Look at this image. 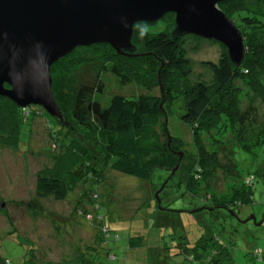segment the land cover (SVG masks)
<instances>
[{
	"label": "trees",
	"instance_id": "trees-1",
	"mask_svg": "<svg viewBox=\"0 0 264 264\" xmlns=\"http://www.w3.org/2000/svg\"><path fill=\"white\" fill-rule=\"evenodd\" d=\"M217 6L240 31L243 55L239 64H235L227 48L212 39L221 46V52L216 62L206 63L212 74L210 82L191 80L192 67L186 57L184 39L202 37L174 34L172 12L166 13L171 18V32L148 33L133 26V51L119 53L107 43L82 45L50 67L51 90L65 117L62 122L50 117L57 127L51 145L54 148L57 144L64 152L52 156L51 166L36 171V197L65 200L79 184L103 182L109 169L150 182L155 192L177 165L158 194L163 209H158L153 194L155 212L151 213L152 217L162 211L185 212L171 210L168 203H162V194L171 185L176 188L183 186L186 192L200 198L202 203L198 207L212 208L210 216L215 219L196 226L202 232L192 235L185 232L182 236L171 238L175 241L168 242L161 234V228L155 238L150 236L149 230L141 227L138 233L127 237L126 249L131 251L128 253L126 250L121 264H146V259L153 256L158 260L161 257L166 260L172 257L180 261L187 259L195 264H231L233 261L235 241L225 225L226 219H221L224 215L218 216L216 211L221 210V213L233 218L243 207L253 205L255 175L249 172L240 176L232 156L241 150L254 153L264 143V114L259 120L255 106L256 99L264 104V0H222ZM83 69L93 74L92 84L83 81ZM110 75L117 81H113ZM236 80L251 92V95L246 92L247 106L244 108L241 107L243 91L235 86ZM112 82L119 86L115 89L111 87L109 98L103 103L100 95H103L106 83L110 85ZM132 86L136 87L135 91ZM124 90L131 91L134 96L127 97L122 92ZM176 98L183 100V110L178 119L189 131L188 140L181 130L179 136H174L167 128V118ZM30 105L18 106L8 97L0 95L1 145L18 149L24 144L22 137L29 135L35 117ZM77 127L85 130L86 137L83 135V138L88 144L79 140L76 133L68 139V134ZM226 131L230 132L233 140L231 148L215 136ZM24 140L26 144L27 136ZM212 145H219L218 151ZM220 157H226L227 163L222 164ZM75 163H78L77 167H73ZM225 166L229 168L230 177L233 180L237 177L239 183L235 182L228 193L216 197L211 193L210 181L215 172ZM180 169L179 179L171 184ZM92 194L85 195L91 202ZM75 208L86 220L91 221L94 216L96 224H100L101 218L96 219L97 213H90L84 205ZM93 208L97 211L98 206L95 204ZM156 218L158 227L167 219ZM100 226L104 236H110V230ZM172 228L178 229L176 226ZM149 236L155 239L154 243L149 242ZM19 243L25 245L29 252L21 261L40 264L34 259L31 245L24 240ZM99 243H103V239ZM86 245L87 250H95L94 256L79 252L71 262L94 263V258L98 256L96 249L101 247ZM251 254L256 260H263L261 247L253 248ZM105 255L110 260H117L110 247H107ZM180 261L176 263L182 264ZM9 263L7 258L0 256V264Z\"/></svg>",
	"mask_w": 264,
	"mask_h": 264
},
{
	"label": "rangeland",
	"instance_id": "rangeland-1",
	"mask_svg": "<svg viewBox=\"0 0 264 264\" xmlns=\"http://www.w3.org/2000/svg\"><path fill=\"white\" fill-rule=\"evenodd\" d=\"M170 19V16L165 14L155 22H139L134 24V27L148 33L171 32ZM211 40L192 36L184 39L186 57L192 67V75L190 76L192 81L210 82L212 78L206 63L218 60L221 46ZM83 70V81L92 84L93 74L86 69ZM111 77L113 81H117L114 76ZM115 82H112L111 86L106 83L102 92L103 95H100L103 98V103L109 98L111 87L115 89L119 86ZM234 84L243 91L241 107L244 108L247 106L246 92L248 95H251V92L239 80H236ZM132 89L135 91L136 87L132 86ZM122 92L127 97L134 96L129 90ZM183 106L182 98L174 99L171 112L167 118V128L170 134L174 136H179L181 130L188 140L190 138L189 131L185 129L187 128L186 125L178 119ZM255 106L258 109L257 116L261 120L264 114V104L256 99ZM29 107L34 111L35 117L31 122L29 135H26V144L24 140L26 136L22 137L24 144L20 145L18 149L0 144V256L7 258L10 261L9 264H30L28 261H21L25 255H29V252L25 245L19 243L20 240L31 245L34 259L38 260L40 264L44 262L47 264H78L70 260H73L79 252H82L83 255L91 254L94 256L95 250H87L86 244H96L95 246L101 247L96 249L98 256L94 258L93 264H121V260L125 259L127 237L138 233L141 227L149 230L150 236L155 238L160 232L159 228H161V234L170 242L175 241L171 238L182 236L185 232L190 235L199 234L202 230L197 228V225L215 219L214 216H210L211 213L208 209H202L195 213L189 212L194 209L193 207L197 206L198 208L201 205V199L186 192L183 186L176 188L172 185L162 194V203H168V208L171 210H183L185 212L162 211L156 212L157 214L152 217L151 213L155 212V209L152 199L154 191L151 183L111 169L105 173L103 182L95 184L88 181L79 184L68 193L65 200H55L53 197H36L34 195L36 171L51 166L52 156H58V153L61 154L64 151L56 143L52 148L51 144L54 142L52 136H55L57 127L55 122L51 120V116L39 105L31 104ZM76 129H72V132L68 134V139L76 133L79 140L88 144L83 138V135L86 137L85 130L81 127ZM215 136L226 147L231 148L233 146L229 131L220 132ZM189 142L190 140L186 143ZM219 145H212V148L218 151ZM220 160L222 164L227 163L226 157H220ZM232 160L239 170L240 176L249 172L253 173L255 182L252 206L243 207L241 211H238V216H233V218L226 216L224 212L221 213V210L216 211V215H224L221 219H226L225 225L235 241L231 264H264V257L260 261L253 258L251 254L255 247H261L264 251V143L261 147L256 148L254 153L244 150L236 152L234 157L232 156ZM77 166L78 163L73 165V167ZM227 166L217 170L210 181L211 193L216 197L228 193L229 187L235 182L239 183L237 177L235 180L230 177ZM177 173L179 174L171 180V184L179 179L181 169ZM155 174L160 175L159 173ZM84 192L87 195L89 192L93 193L92 202L89 197L86 198V194V196L83 195ZM182 193L184 195H181ZM90 202L98 206L97 211L94 210V205ZM1 203L3 204L2 208ZM78 205H84L86 210L92 214L97 213L96 219L101 218L99 225L107 227L110 230V236L106 238L99 230V225L95 222L94 216L90 221L77 212L75 206ZM3 209L4 211H2ZM252 214L255 219L246 221V218ZM156 217L167 219L158 227L156 226ZM173 226L178 229L172 228ZM150 236L149 242L154 243L155 239ZM101 239H103V243H99ZM107 247H110L112 253L116 254V261L110 260L105 255ZM130 251L127 250L128 253ZM172 258L166 260L161 257L158 260L156 256H153V258L146 259V264H180L176 261L181 259ZM182 261H180L182 264H195L192 261H187V259Z\"/></svg>",
	"mask_w": 264,
	"mask_h": 264
},
{
	"label": "water",
	"instance_id": "water-1",
	"mask_svg": "<svg viewBox=\"0 0 264 264\" xmlns=\"http://www.w3.org/2000/svg\"><path fill=\"white\" fill-rule=\"evenodd\" d=\"M221 1L0 0V95L18 106L39 105L62 122L64 114L51 90V65L74 48L93 43H107L119 53L133 51L134 24L157 21L168 12L174 14V34L213 39L227 48L238 65L242 36L218 8ZM176 168L154 192L158 209H163L158 194ZM202 209L212 210L201 206L190 212Z\"/></svg>",
	"mask_w": 264,
	"mask_h": 264
},
{
	"label": "flooded vegetation",
	"instance_id": "flooded-vegetation-1",
	"mask_svg": "<svg viewBox=\"0 0 264 264\" xmlns=\"http://www.w3.org/2000/svg\"><path fill=\"white\" fill-rule=\"evenodd\" d=\"M235 217H237V216L235 215ZM247 218H248V217H247ZM247 218H246V219H247ZM246 221H247V220H246Z\"/></svg>",
	"mask_w": 264,
	"mask_h": 264
}]
</instances>
